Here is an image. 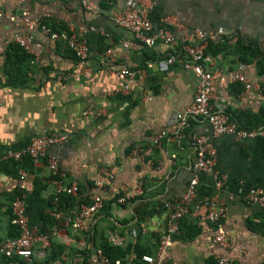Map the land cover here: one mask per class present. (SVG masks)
Instances as JSON below:
<instances>
[{
	"label": "crops",
	"instance_id": "0c3cea01",
	"mask_svg": "<svg viewBox=\"0 0 264 264\" xmlns=\"http://www.w3.org/2000/svg\"><path fill=\"white\" fill-rule=\"evenodd\" d=\"M152 1L148 17L154 28L166 21L176 37L195 29L223 31L214 42L218 43L215 51L206 52L204 62L206 70L226 73L224 80L216 81L211 104L228 114L246 112L260 117L264 112V0ZM89 3L90 9L80 0H0L4 48L0 56V240L19 234L10 209V202L19 194L28 225L47 234L49 245L44 247L36 240L31 261L17 259V264H104L91 261L98 249L103 252V244L126 252L111 260L148 264L141 256L156 252L166 226L165 203L180 197L190 179L197 176L198 196L215 197L225 207L221 221L227 245L219 247L214 241L212 223L199 224L187 214L159 264H208L214 259L217 262L218 256L227 264H264V206L244 199L251 188L264 190V135L211 137L210 126L201 117L190 118L177 133L168 121L191 103L196 73L178 65L145 78L122 80L117 73L124 67H140L147 59L179 53V44L146 46L130 31L116 26L111 15L123 0ZM23 12L32 21L45 22L57 34L74 33L86 46L85 63L78 61L61 37L22 24ZM12 15L19 23L10 20ZM17 35L33 37L38 52L34 63L31 54H12ZM125 40L127 46L122 45ZM240 45L257 48L259 53L241 60ZM7 53H11L9 58ZM240 67L261 91L243 92L242 83L229 78L227 73ZM58 74L67 76L58 80ZM123 84H129L128 91L121 89ZM90 106L98 115L86 113ZM253 125L263 127L264 118ZM163 131L167 138L154 144V137ZM44 134L63 135L64 139L37 160L29 156L3 158L8 151L20 150L31 138ZM194 135L210 136L215 148L213 171H195ZM136 148L139 151L133 153ZM49 155L56 157L65 182L79 187L78 193L71 195L74 202L61 203L65 194L59 197V211L73 213L93 193L103 198V207L85 218L80 228L58 223L50 215L54 186ZM102 167L114 169V175L98 189L94 182ZM20 168L27 174L24 190H19ZM215 176L222 181L220 187H216ZM121 195L133 196L125 203H115ZM7 263L8 259L0 257V264Z\"/></svg>",
	"mask_w": 264,
	"mask_h": 264
},
{
	"label": "built area",
	"instance_id": "2783aa9c",
	"mask_svg": "<svg viewBox=\"0 0 264 264\" xmlns=\"http://www.w3.org/2000/svg\"><path fill=\"white\" fill-rule=\"evenodd\" d=\"M82 6L87 9L91 8L89 0H80ZM152 0H123L121 6L114 10L111 15L113 23L130 31L136 40L146 46H154L157 42L164 44H179V53L169 52L168 54L152 60L147 59L142 66L136 68L124 67L121 68L117 75L124 80L126 77L138 76L145 78L154 72H164L170 67L178 65L185 69L193 70L197 77V86L191 103L185 108L183 112L173 113L168 121L169 125L176 128L179 133L183 130L190 118L201 117L207 121L211 129V137L221 135H232L238 139L253 138L264 135V126L245 129L238 126L237 122L224 110H216L211 104V99L214 97L216 91V81L224 80L226 73L222 69L215 71H208L204 66L207 59L205 50L209 43L219 40L223 33L222 30L206 31L202 29H195L191 33L176 37L172 30L168 27L166 21H163L156 28L153 27L149 20L148 12L153 7ZM3 12L0 10V17ZM10 20L19 23L16 16H10ZM20 22L30 29L39 28L45 33L51 34L52 37H61L67 44L68 48L75 54L78 61L84 64L87 59L86 46L84 42L77 38V36L70 32L64 31L60 34L53 32L42 21H32L27 12H23ZM13 43L17 44L27 54H31V63H34L38 52L34 46L33 37L31 35H17ZM36 45V44H35ZM123 46L128 45V41H122ZM4 48L0 41V56L3 54ZM228 72L227 75L233 81L242 83L243 92L249 90L261 91V86L257 83H251L244 74L240 71ZM67 75L58 74V80H63ZM123 91L129 90V84H123L121 87ZM86 113L93 116L98 115L94 107L87 108ZM164 138H167L166 132H160L154 137V144H159ZM64 139L63 135L44 134L34 136L30 139L28 144L15 151H8L3 158L20 159L23 156H29L34 160L46 156L47 149L59 143ZM192 146L195 150L196 160L194 163L195 171H213L215 161V148L208 135H194L192 137ZM138 148L133 150L137 153ZM173 154L171 158H174ZM48 167L50 170V182L54 186L53 202L54 208L50 211V215L58 223H63L67 226L80 228L85 218L91 216L103 207L104 201L100 194L93 193L86 203H82L79 208L73 213H62L58 210L59 197L62 194L75 196L79 187L76 183H66L61 172L55 156H48ZM18 174L21 178L19 190L26 188V171L18 169ZM114 175V169L102 167L100 169V176L94 182V186L98 189L102 188L106 181H109ZM216 187L222 184L221 179L215 176ZM198 183L197 176H193L187 186L186 191L178 198L167 201L164 205L167 211L166 226L162 234L158 238L157 249L154 255H142L141 259L148 264H159L160 259L164 255L167 248L172 244L174 235L178 229L180 220L187 214H192L199 224L212 223L214 225V241L219 247H226L227 238L222 225V217L225 214L224 205L215 197H199L196 191ZM133 195H121L115 200V203H125ZM245 201L251 204L264 206V190L259 187L251 188L244 196ZM10 209L12 211V223L18 229L19 234L13 237H8L0 240V257L8 259L7 264H17V259L31 261L33 254V243L36 240H41L44 247L49 245V238L47 234L39 233L37 228H32L28 225L25 215V204L21 195L17 194L10 202ZM91 261H101L104 264H120V260H111L106 256L102 250L98 249L91 258ZM228 261L221 257H217V264H227Z\"/></svg>",
	"mask_w": 264,
	"mask_h": 264
},
{
	"label": "trees",
	"instance_id": "16d2710c",
	"mask_svg": "<svg viewBox=\"0 0 264 264\" xmlns=\"http://www.w3.org/2000/svg\"><path fill=\"white\" fill-rule=\"evenodd\" d=\"M13 44H15V43H13ZM216 45H218V43H214V42L209 43L208 47L205 50V54H206V52L212 51V49H214L213 51H215ZM12 48L16 49V50L12 51L13 55L15 54L17 56L18 54L20 55V53H21V56H23V57H30V55H28L26 52H24L22 50V48L19 47L17 44L12 46ZM239 50L241 51V54H242L240 59L241 60L244 59V61L247 58L246 57L247 54L257 55L259 53L257 48H252L251 46H248V45H240ZM18 51L20 53H18ZM9 56H11V53H7V57L8 58H9ZM263 114H264V112H261L260 117L264 118ZM229 115L231 116L232 119H234L237 122L238 126H240L242 128H245V129L254 128V127H252V126H254L253 125L254 121H256V119L260 118V117H257V116L253 117V116L249 115L246 112L239 113V114H236V115H233V114H229ZM258 122H259V120H257V123ZM26 159H27L28 163H32L29 157H27ZM15 166H16V164H15ZM74 200H75L74 197H72L71 195H62L61 196V203L63 202V203L69 204L71 202H74ZM50 219L52 221L51 217H50ZM102 249H103V253L105 255H107L109 258L121 257L122 255L126 254V252L122 251L119 247H116V248L115 247H109V245H107V244H103L102 245ZM111 249H114V250H112L113 254H111V252H109ZM208 264H217V262L214 259V260H211L210 263H208Z\"/></svg>",
	"mask_w": 264,
	"mask_h": 264
}]
</instances>
